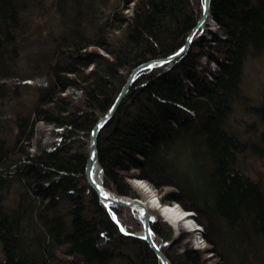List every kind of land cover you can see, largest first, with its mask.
I'll return each mask as SVG.
<instances>
[{
    "label": "trees",
    "instance_id": "16d2710c",
    "mask_svg": "<svg viewBox=\"0 0 264 264\" xmlns=\"http://www.w3.org/2000/svg\"><path fill=\"white\" fill-rule=\"evenodd\" d=\"M202 4L0 0V105L27 84L35 97L11 105L12 126L0 111V264H162L134 235L138 212L106 207L87 183L88 141L131 69L176 51ZM44 10L57 16L56 29L32 46L31 16ZM209 18L216 31L206 38L199 29L181 56L140 72L100 130L103 184L138 197L128 179H142L160 203L192 213L202 249L150 209L171 264H264V183L243 168L248 154L264 159V95L247 104L241 88L245 61L264 58V0H211ZM236 102L254 116L251 138L228 125ZM39 123L50 126L48 143L35 136L46 131Z\"/></svg>",
    "mask_w": 264,
    "mask_h": 264
},
{
    "label": "rangeland",
    "instance_id": "374dc122",
    "mask_svg": "<svg viewBox=\"0 0 264 264\" xmlns=\"http://www.w3.org/2000/svg\"><path fill=\"white\" fill-rule=\"evenodd\" d=\"M47 2L50 3V0H47ZM127 11L128 10L126 9L125 12ZM31 20H33V23H31L29 28L31 29V32H33L34 34H32L33 37L30 40L31 42L30 43L27 42V43L31 44L32 46L36 44V42L39 43L38 41L40 40H42L41 44L44 43L43 41L45 37L48 35V31L56 29L54 27H56L57 25V16L50 13V11L47 12L44 10V12L42 11L40 13L35 11V14L31 16ZM203 29L204 31L202 34L206 38H208L210 35L209 32L213 33L214 31H216L217 25L213 19L208 17L206 22L204 23ZM206 31L208 32L206 33ZM27 51H28V48H27ZM27 51H25L24 48L23 50L19 51L20 54L18 56V60L16 61L17 62L16 65L18 67H22V68L26 67V65L23 63V59H25V56H26L25 53ZM32 86L33 85H30V84H27L24 87L20 86L19 93L17 95L18 97L16 100H14L13 98L10 104H6L5 106L0 105L2 123H5V126H7L8 124H11L10 118L13 116L11 105L12 107H17V109H19L21 108V106L25 108L26 106L28 107L29 105L33 104V100L35 97H34V91H33L34 87ZM241 88H242L243 93L248 97L247 104L257 103L261 100L262 96L264 95V58L263 57L249 58L245 61L244 67H243ZM16 103H18L17 104L18 106L16 105ZM246 106L247 105H244L239 102L235 103L234 110H233L232 115L230 116L228 125L240 137H245V138L250 137L251 138L256 132H249L248 124L254 123L255 119L252 114L246 111ZM41 128H43L44 131L46 129L45 133L39 136V132L37 131L35 136L39 138L42 136L41 137L42 141L44 143L45 142L48 143L52 139L51 135L49 134L50 126H45L39 123L37 129L39 130ZM4 134L6 135V138L8 139L9 138V135H7L8 133H4ZM87 155H88V150H87ZM243 168L246 170L247 173H249L252 176V178H255V179L260 178L264 183V159H259V158H256L248 154L247 156H245ZM136 179L138 178H130L128 179V182L131 185V187L135 190V192L137 193L138 195L137 198L145 200L147 203L148 201L147 195L140 188H138L133 182ZM138 180H142V179H138ZM148 188L150 190L149 193L152 194V197L157 199L156 205L155 204L152 206L149 205L148 207L151 210H153L158 216H160V219L162 221H165L175 233L178 231H184L185 233H188L189 241L194 247L199 248V249L206 247L207 244L201 236V228L199 224H197L193 219V222L197 226V230L195 231L188 229L184 224H179L178 227H174L173 226L174 224L168 221L167 218H165L160 213L159 207L164 204L160 203L158 200L159 191H157L156 189H154L153 187L149 185H148ZM12 192H13L12 189H10L6 192V194H4V195H7V198H8L7 200H5V202L11 201V197L13 194ZM171 203L176 204L174 202H171ZM123 216L126 219H128L130 217V213L124 211ZM137 218L140 220L139 213L137 215ZM2 256L3 255H2L1 247H0V260L2 259Z\"/></svg>",
    "mask_w": 264,
    "mask_h": 264
},
{
    "label": "water",
    "instance_id": "95a60500",
    "mask_svg": "<svg viewBox=\"0 0 264 264\" xmlns=\"http://www.w3.org/2000/svg\"><path fill=\"white\" fill-rule=\"evenodd\" d=\"M210 2L211 0H203L202 12H201L199 19L196 21L194 26L191 28L184 43L176 51L166 56H163V57L149 59L147 61L139 63L138 65H136L135 67L131 69L126 80L124 81L119 92L117 93L113 103L108 108V110L96 120V122L94 123L90 131V135H89L88 156H87V160L85 163V169H84V176H85L87 183L94 190V192L98 196L101 203L105 205L106 207H109L110 204H117L123 207H128L131 210H135L139 213L140 221L142 223V230L139 233L134 234V235L136 237L143 239L146 242V244L153 251V253L158 257L159 261L162 264H171V262L168 259V257L165 255V253L160 249V247L158 246V243L153 238V230L150 224L152 220V214L150 213L148 205L144 201H142L140 198L119 195L113 190L106 187L103 184V179H101V182H99L94 178L95 167H98L100 169L101 177H102V168L98 161V135L100 133V130L103 128V126L113 116L114 112L118 108L119 104L121 103L128 89L132 85L134 79L140 72L144 70L152 69L154 67L162 66L172 61L173 59L178 58L188 49L190 43L193 41L198 30L203 29L204 23L209 17ZM199 33H201V31H199ZM112 218H113V221L117 224V226L120 229H123L121 223L119 222V220L117 219L114 213H112Z\"/></svg>",
    "mask_w": 264,
    "mask_h": 264
},
{
    "label": "bare ground",
    "instance_id": "6f19581e",
    "mask_svg": "<svg viewBox=\"0 0 264 264\" xmlns=\"http://www.w3.org/2000/svg\"><path fill=\"white\" fill-rule=\"evenodd\" d=\"M94 178L97 181L101 182L102 177H101L100 169L98 167H95V169H94ZM133 182L138 188H140L147 195V198H148L147 203L148 204L146 203L145 200H142V199L141 200L144 201L148 206L149 205L152 206L154 204L156 205L157 199L152 197V194L149 193L150 190L148 188V185L143 180L136 179ZM159 210H160V213L165 218H167L168 221H170L172 224H174L173 225L174 227H178L179 224H184L188 229H190L192 231L197 230V226L193 222V217H192L191 213H189V211H187V210L181 209L178 205L173 204V203H165L164 205H161L159 207Z\"/></svg>",
    "mask_w": 264,
    "mask_h": 264
}]
</instances>
